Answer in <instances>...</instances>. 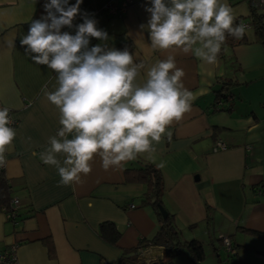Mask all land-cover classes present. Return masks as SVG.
I'll use <instances>...</instances> for the list:
<instances>
[{
    "label": "crops",
    "instance_id": "crops-1",
    "mask_svg": "<svg viewBox=\"0 0 264 264\" xmlns=\"http://www.w3.org/2000/svg\"><path fill=\"white\" fill-rule=\"evenodd\" d=\"M122 1L83 0L81 10L97 20L99 29L107 31L109 48L126 40L133 43V53L145 63L138 83L146 80L147 68L157 60L174 56L177 67L185 73L184 87L195 97L190 110L167 129L171 136L154 143L155 152L140 154L123 168L149 162L160 170L165 185L163 206L174 215L182 238L202 237L196 239L204 248L207 245L211 264H218L223 249L220 235L230 237L236 247L229 264H264V96L259 98V109L234 88L264 79V46L255 40L250 25L246 28L251 30V34L246 32L250 42L225 46L216 65L174 48L153 51L147 32L139 29L149 18L144 10L147 0H131L121 16L103 10L108 2ZM44 2L0 0V108L7 107L16 120V137L0 167L18 207L15 219L0 211V249L15 246L18 264H117L122 250L136 246L142 237H151L158 222L150 206L140 205L145 184L125 181L123 170H105L98 156L88 174L82 173L79 182L67 186L59 183L54 166L41 161L40 152L61 126L59 110L41 91L44 87L55 90L56 73L34 63L19 40L27 34L31 20L43 14ZM221 2L232 7L235 18L241 16L239 5H235L240 0ZM82 22L78 16L75 23ZM62 31L75 34L74 29ZM98 43L103 42L92 38L90 46ZM242 67L256 69L259 76L239 78ZM220 79L233 82L229 110L213 107ZM216 140H222L225 148L213 150ZM57 158L62 163L64 155ZM162 161L163 168L158 166ZM106 220L114 222L121 232L116 244L99 236V223ZM204 251L201 264L207 256ZM162 257L161 246L139 252L144 262Z\"/></svg>",
    "mask_w": 264,
    "mask_h": 264
},
{
    "label": "clouds",
    "instance_id": "clouds-1",
    "mask_svg": "<svg viewBox=\"0 0 264 264\" xmlns=\"http://www.w3.org/2000/svg\"><path fill=\"white\" fill-rule=\"evenodd\" d=\"M82 3L45 0L43 14L31 20L19 40L34 63L56 73L55 90L41 91L59 110L62 127L39 155L57 169L64 186L88 174L97 156L105 170L122 171L125 162L155 152L154 143L171 136L167 129L195 99L183 85L185 73L174 56L157 60L147 68L146 80L138 83L143 60L127 47L109 48L107 31L81 10ZM144 10L149 18L139 29L147 32L153 51L174 48L209 65L218 64L228 36L240 40L246 34L247 26L235 24L232 7L221 0H147ZM78 16L82 23H75ZM62 29H74L75 34ZM92 38L103 43L90 46ZM9 111L0 108V165L16 137ZM58 154L64 155L62 163Z\"/></svg>",
    "mask_w": 264,
    "mask_h": 264
},
{
    "label": "trees",
    "instance_id": "trees-1",
    "mask_svg": "<svg viewBox=\"0 0 264 264\" xmlns=\"http://www.w3.org/2000/svg\"><path fill=\"white\" fill-rule=\"evenodd\" d=\"M243 18L244 17L242 16L236 17L234 23H242L244 21ZM248 22L250 25H252L255 40L264 46V12L257 13V11L251 9ZM248 42H250V39L247 34H245V36L240 40L228 36L226 38L225 44L221 48L219 56L223 54V48L225 46L232 47ZM124 47H127L131 52L134 50V45L130 40H126L114 48L123 50ZM219 83L220 88L215 91L213 107L217 110H229L231 109V103L234 99L233 94L229 91L230 85H232L233 82L232 80L220 79ZM223 103L228 105L223 106ZM123 173L125 181L142 182L145 184L146 189L142 193L139 202L141 206L148 205L153 209L158 222V228L151 237H142L138 240L136 246L123 249L117 264H175L173 259L179 254H186L190 262L189 264H201L205 258L203 243L196 238H182L181 230L175 223L174 215L168 212L162 204V196L165 192V185L160 170L152 163L138 162L137 166H125L123 168ZM11 200V186L7 177L5 176L4 170L0 167V211L7 214L9 218L15 219L16 216H18V207L14 208L13 205H11ZM159 207L165 209V216L161 215ZM209 218L210 217L207 212V219ZM98 233L99 236L111 244H116L121 235V232L116 224L109 220L99 223ZM149 246H161L163 248V257L152 262H144L140 260V250ZM235 255L236 253L234 255L227 256L228 260L222 259L218 255L217 263L229 264V260ZM232 264H238V261H235Z\"/></svg>",
    "mask_w": 264,
    "mask_h": 264
},
{
    "label": "rangeland",
    "instance_id": "rangeland-1",
    "mask_svg": "<svg viewBox=\"0 0 264 264\" xmlns=\"http://www.w3.org/2000/svg\"><path fill=\"white\" fill-rule=\"evenodd\" d=\"M236 6H238L239 11L241 12V16L244 17V21H249L250 18V14H248V11H250L249 9V5L248 2H246V0H240V2L235 3ZM260 12V11H259ZM250 29H248L246 32L250 33ZM251 34V33H250ZM254 44V43H253ZM234 73V72H233ZM239 73V78L240 75H245L246 79L245 80H249V79H253L256 76H259V71H257L256 69L253 68H241ZM243 80V79H242ZM235 91L237 94H243V96H246V98H249L251 100V102L254 104V107L259 108V102L261 101L259 98L261 96H264V79H253V81L248 82L247 84H240L238 86H235ZM264 101V100H262ZM184 236V235H183ZM192 238L191 236H188V239ZM198 239H202V237H196ZM223 248V247H222ZM207 252V256H206V260H205V264H211V252L209 251V249L207 248V245L205 244V248H204ZM219 256L222 259H227L228 257L226 256V253L224 252L223 249L220 250L219 252ZM173 262L175 264H189V259L186 256V254H179L177 257H175L173 259Z\"/></svg>",
    "mask_w": 264,
    "mask_h": 264
},
{
    "label": "built area",
    "instance_id": "built-area-1",
    "mask_svg": "<svg viewBox=\"0 0 264 264\" xmlns=\"http://www.w3.org/2000/svg\"><path fill=\"white\" fill-rule=\"evenodd\" d=\"M246 1L248 2L250 9L254 11L264 12V3H262L261 0H246ZM130 3H131V0H124L120 3L108 2L103 7V10L107 12L108 14L121 16L126 10V8L130 5ZM242 23L245 24L247 28L250 26V23L248 21H243ZM2 108H5V107H2ZM9 116L13 121V123L10 125L13 128L16 124V120L12 118L10 111H9ZM225 146L226 145L222 140H216V142L213 145V150L224 149ZM11 205H13V207L16 208L17 200L12 199ZM131 207H133V205H131ZM218 238L221 241V245L223 247V250L226 253V256L234 255L236 253V249L234 248L230 237L225 236V235H220L218 236ZM0 264H18L16 260V247L15 246H10V248H8L7 250L0 249Z\"/></svg>",
    "mask_w": 264,
    "mask_h": 264
},
{
    "label": "water",
    "instance_id": "water-1",
    "mask_svg": "<svg viewBox=\"0 0 264 264\" xmlns=\"http://www.w3.org/2000/svg\"><path fill=\"white\" fill-rule=\"evenodd\" d=\"M195 178L197 179V177H195ZM159 211H160V213H161L162 216H165L166 215V211H165L164 208L159 207Z\"/></svg>",
    "mask_w": 264,
    "mask_h": 264
}]
</instances>
